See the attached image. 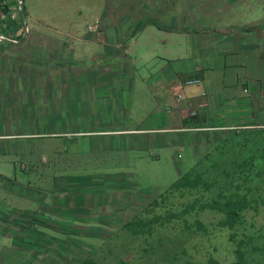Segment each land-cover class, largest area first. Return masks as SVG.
I'll return each instance as SVG.
<instances>
[{
	"label": "crops",
	"instance_id": "crops-1",
	"mask_svg": "<svg viewBox=\"0 0 264 264\" xmlns=\"http://www.w3.org/2000/svg\"><path fill=\"white\" fill-rule=\"evenodd\" d=\"M2 2H8L10 20L6 33L9 36L0 35V141L5 144L16 137L36 134L44 135L43 141L46 137L53 139L60 151H68L62 155L69 162L59 166L58 173L74 167L77 171L94 173L122 170L132 176L131 169H123L129 168V160L135 156H149L160 146L155 133L183 129L189 121L185 120V115L190 113V108L199 126L194 125V129L233 124L232 117L238 115H231L235 108L242 111L243 121L239 123L249 119L264 124V0H110L111 7L106 9L105 3L104 11L100 10L102 14L93 13L82 21L79 19L81 25L63 31L67 39L36 34L35 28L40 27L41 19L29 13L25 16L21 0ZM112 8L117 9L110 11ZM27 19L33 28L28 29ZM94 20L98 27L88 28ZM149 25L163 38L157 43L162 51L149 52L147 57L167 60L175 68L173 72L177 71L174 74L179 76L182 85L173 101L164 98L163 104L158 106L159 102L154 95L150 97V90L145 87L146 79L138 77V84L147 90L152 100V108H158L154 116L162 114L165 121L160 122L157 117L156 124L126 126L119 117L113 122L98 121L88 125L84 119L88 113L92 116L86 108L92 99L98 98L95 107L99 115L101 112L103 116L114 118L111 112L117 109L119 100L107 93L111 87L109 80L129 68L125 55ZM25 28V36L11 38ZM175 40L179 44L173 48ZM93 43L103 45V53L96 54ZM84 45L87 52L91 50L92 64L88 66L77 65ZM173 51L177 53L170 54ZM94 57L102 61L95 65ZM117 59L124 60L121 67ZM248 60H252V68L255 65L259 73L248 67ZM129 70L137 73L134 65ZM78 75L87 78L86 84L83 83L86 86L81 85ZM189 79L195 80L194 83H186ZM90 88L107 96L103 105H99L103 95L93 96ZM69 90L75 94L70 95ZM85 136H88L87 142ZM64 142L68 146L63 145ZM163 145L166 146L164 142ZM105 154H112L115 159L104 160ZM88 155H91L89 161ZM104 183L103 193L111 194L114 199L116 193L118 198L121 196L109 181ZM101 207L103 212L104 204ZM51 212L57 215V211ZM84 217L91 219L92 215Z\"/></svg>",
	"mask_w": 264,
	"mask_h": 264
},
{
	"label": "trees",
	"instance_id": "trees-1",
	"mask_svg": "<svg viewBox=\"0 0 264 264\" xmlns=\"http://www.w3.org/2000/svg\"><path fill=\"white\" fill-rule=\"evenodd\" d=\"M7 5L8 2L0 0V9L5 13L3 24H0L2 36L9 31ZM194 114L188 112L185 115V120L189 121L184 123L183 129L155 133L158 134L156 143L160 147H170L175 157L173 166L176 175L161 192L139 188L134 183L135 179L122 170L94 173L77 171L71 167L66 172L58 173V166L45 152L47 141H43L42 134L26 136L25 138L30 139L26 147L23 144L12 145L11 148L15 150L7 153L12 154L10 161L19 172L16 174V170H11L9 176L0 173V187L27 197L32 206L16 208L0 198V219L8 221V227L3 228L11 230V236L7 237L10 240H82L81 236L75 235L89 232L87 235L95 236L98 231L104 232L105 238L100 240H112L116 237H121V240L159 239L160 228L171 218H179L182 222L185 218L187 223L186 218L194 207L218 213L220 218L216 225L220 228L226 226L233 240H254L261 237L262 233L251 230L249 225H253L250 216L257 213L258 207L264 204V124L245 119L243 123L220 124L226 125L224 127L194 129L192 127L197 126ZM64 139L67 141L70 138ZM63 145L68 146L66 142ZM67 152L66 149H61V154ZM41 153L44 155L42 159ZM39 164H43L45 169L41 171L44 176L39 179L43 178L45 182L33 185L27 177L36 171L33 167ZM20 176L21 180L18 179ZM105 181L119 190V198L117 193L114 195L115 199L111 194L103 193ZM142 194H148L149 198L141 197ZM171 196L183 199L179 202V211L188 212L186 215H172L169 208H164L162 213L157 211ZM111 200L115 202L109 203ZM101 204H104L103 212ZM51 210L57 211V215ZM60 211L63 213L60 214ZM84 214H91V219L84 217ZM76 224L81 225L78 230L74 226ZM197 224L200 231H204L203 224L199 221ZM82 225L89 229L79 233ZM102 225L109 226L110 229L102 231ZM41 226L54 229L52 232L56 234L51 236ZM238 228L240 234H236ZM108 242L110 241H100L101 244ZM121 242L124 247L121 246L119 252L107 246L103 250L99 247L97 253L96 249L83 241H11L13 246L1 249L0 261L3 264H31L34 257L32 252L37 251V247H40L39 252H43L47 250L44 245L53 243L61 246L63 252H74L75 258L61 255V264H130L128 257H123L121 253L127 251L131 241ZM141 243L143 249L149 244L148 241ZM234 243L235 260L229 264H264V241ZM27 248L32 250L29 256H25ZM77 251L81 255H75ZM206 264L218 263L208 256Z\"/></svg>",
	"mask_w": 264,
	"mask_h": 264
},
{
	"label": "rangeland",
	"instance_id": "rangeland-1",
	"mask_svg": "<svg viewBox=\"0 0 264 264\" xmlns=\"http://www.w3.org/2000/svg\"><path fill=\"white\" fill-rule=\"evenodd\" d=\"M23 2L22 11L25 12V16L28 13L33 16L37 15L40 20V27L35 28L36 34H43L52 37H57L59 39H67L65 34H62L63 31H67L70 29H75L77 24H79L83 18L87 16H91L93 13L102 14L104 11L103 8L106 5V9L111 7L112 3L110 0H21ZM18 5V3H17ZM21 7V2H20ZM19 9V8H17ZM102 9V10H101ZM117 9V8H116ZM115 8L110 9V11ZM1 10V9H0ZM100 10L102 11L100 13ZM79 11V12H78ZM2 12V10H1ZM11 13V12H10ZM114 13H118L114 12ZM2 17H0V24L2 23V19L5 18V13L2 12ZM24 16V17H25ZM111 17H114L111 15ZM75 20H71V19ZM81 19V21L79 20ZM98 19V18H97ZM27 21V22H26ZM28 29L32 26L30 20H26ZM82 23V22H81ZM81 23L79 25H81ZM45 24V25H44ZM42 25H44L42 27ZM33 28V26H32ZM151 25L145 27L143 33L139 37V40L135 41L132 45V48L129 52L126 53V59L129 62V68L124 69L119 76L113 75L110 78L111 87L107 91L109 94H113L116 96V101L119 100V106L116 110L111 112L114 118H110L108 115L103 116L100 112V115L97 113V108L95 106L98 105V98L95 100H91L89 105L86 107L87 112L92 113V116L88 113V116L84 119V121L88 122V125H95L98 121H115V119L123 118L126 126H146L151 124H156L158 120L154 116V111L158 108H152V100L149 98L147 90L139 83L138 77L142 76L143 79H146V86L150 90V97L156 98L155 100L159 102L158 106H161L162 99L168 98V101H173V96L176 92L181 91L182 85L179 83V76L173 72L175 68L167 62V60H161L157 58H148L149 52H158L162 51L161 48L157 45L158 41L163 38L160 32L157 33V30L153 27L151 29ZM151 30V32H150ZM19 35L14 33V36L11 38H18L20 35L25 36L26 28L24 30L18 31ZM4 36V35H3ZM5 36H9L5 34ZM93 48L97 51L96 54L103 53V45L99 46V43H93ZM179 44V41L175 40L172 44L173 48ZM91 51V50H90ZM90 51H86V46L84 45L81 51L78 54L77 65H91L92 58H89ZM102 51V52H101ZM177 53V51L170 52V54ZM104 57L106 54H103ZM98 57V55H95ZM94 57L93 63L95 65L102 61L100 58L96 59ZM118 60V59H117ZM153 60V61H149ZM120 61V66L123 65V59ZM148 61V62H147ZM111 63L114 64V60H111ZM117 64V63H116ZM145 64V66H144ZM248 67L252 68V60H248ZM134 65V69L137 73L130 72V68ZM117 67V66H116ZM127 68V67H126ZM258 73L259 69L254 65L253 67ZM252 71H255L254 69ZM134 71V70H133ZM81 80L79 81L82 86H86V79L83 76H79ZM96 83H102L97 82ZM85 83V84H83ZM88 85V84H87ZM145 85V83H144ZM72 86V85H71ZM70 91V95L75 94L73 91ZM90 94L93 96L103 95L101 99H99V105L104 104V100L108 99L107 96L102 92L98 93L95 90H91ZM78 94V92H76ZM183 99V98H182ZM180 101H183V100ZM17 108V107H15ZM185 108H187L185 106ZM126 114L124 115V112ZM246 113V112H245ZM238 114L237 116L232 117L234 119L232 122H240L242 117V111L240 108H235L231 115ZM160 122H164V116L161 114L158 117ZM72 121H77V119H73ZM76 124V123H75ZM67 125V124H64ZM80 124H77V127ZM224 127V126H223ZM87 136H85L86 138ZM127 139H131L130 137H126ZM135 138V137H134ZM28 138H19L16 137L8 143L3 144L0 141V173L8 175L11 171L16 170V174L19 172L16 165L13 166V163L8 162L12 159V154L7 153L9 151L10 145L15 144H23L25 147L28 144ZM47 141V154L50 156L56 166H61L64 163H68L66 157L61 154L60 146L53 143V139H49L46 137ZM87 142V138H86ZM93 146L95 144L93 143ZM1 148H3L6 153H2ZM94 148V147H93ZM92 148V149H93ZM96 149V148H95ZM98 150V149H97ZM96 150V152H97ZM99 151V150H98ZM154 151V150H153ZM11 152V151H9ZM146 153V152H145ZM143 153V155H145ZM128 155V154H127ZM15 156V155H13ZM43 153L40 154V159L43 157ZM91 159V155L86 156ZM123 155L119 156V159H122ZM124 157H127L124 155ZM21 158V157H20ZM105 159H115L112 154H105L102 156ZM50 159V160H51ZM175 161L174 154L170 150V147H157L156 150L151 153L149 156H135L131 158L127 164L129 168L123 169H131L132 176H134L135 183L139 188H146L156 190L161 192L165 187H167L170 182L174 179L176 175V171L174 169L173 163ZM17 160L14 162L16 163ZM112 163V162H111ZM10 164V165H9ZM12 165V166H11ZM43 164L35 165L33 167L36 171L28 176L27 178L31 179L33 185L45 182V179H39V177H43L44 173L41 175V171H45L42 166ZM11 166V167H10ZM41 166V167H40ZM27 167V166H26ZM114 168V167H110ZM111 170V169H110ZM127 170V171H128ZM112 171V170H111ZM38 174V175H36ZM22 176L18 177L21 180ZM26 178V177H25ZM25 178L23 180H25ZM46 184V183H45ZM44 184V185H45ZM141 197L149 198L148 194H142ZM0 198L5 200L6 204L15 206L16 208H26L29 205L32 206L30 200L27 197H22L20 195L13 194L11 192L6 191L4 188L0 187ZM183 200L178 196H171L169 200H165L161 207L157 209L158 212L162 213L164 208H169L172 215H186V213H182L180 201ZM146 200H144L145 202ZM195 208V207H194ZM190 210L188 218H185L182 222L179 218H171L164 227L159 229V239L151 238V240H233L230 238V230L226 227H218L216 225V221L220 218L219 214L211 211V210H197V208ZM180 209V211H179ZM250 212V211H248ZM169 213V212H168ZM149 215V214H148ZM8 218V217H7ZM253 220V225L249 227L259 233H262L261 237L255 238L254 240H263L264 239V204H261L258 207L257 213L250 216ZM201 222L203 224L204 231H200L197 222ZM13 225L10 227L12 228ZM77 227L81 226L80 224L74 225ZM83 226V225H82ZM8 227V221L0 219V240H10L7 236H11L10 231L4 228ZM86 227V228H85ZM45 232L52 234L54 236V229H45L43 226L40 227ZM102 231H106V229H110L109 226L102 225ZM76 229V228H75ZM89 229L87 226H83L79 228V233ZM237 231V232H236ZM236 234H240V229H236ZM89 233V232H87ZM87 233H82V240H100L104 239V232H98L97 235H87ZM74 235V234H73ZM93 236V237H92ZM164 236V239H163ZM112 240H121V237H116ZM133 240H140L139 238ZM84 243L92 246L99 253L98 248H106L107 246L111 247L113 250H120L124 243L121 241H110L107 244H101L100 241H83ZM149 244L145 246L143 249L141 246L143 243L141 241H131L128 244L127 251H123L121 255L127 258L130 264H206L208 256L213 257L218 264H229L235 260V247L236 244L234 241H148ZM255 242H263V241H255ZM44 243V242H43ZM83 244V243H81ZM80 244L81 247H83ZM42 245V244H40ZM13 246L11 241H0V251L3 247ZM47 250L43 252L40 251V247H37V251L27 250L25 251V256H29L32 252L31 264H46V263H58L61 264L59 260L62 259L61 255L65 257H74V252L68 250L63 252L61 246H57L53 243L44 245ZM43 246V247H44ZM84 250V249H82ZM86 250V249H85ZM24 252V250H23ZM119 252V251H118ZM80 252H75V255H78ZM59 256V258L57 257ZM172 256L174 259H171ZM66 259V258H65ZM0 264H3V262Z\"/></svg>",
	"mask_w": 264,
	"mask_h": 264
},
{
	"label": "built area",
	"instance_id": "built-area-1",
	"mask_svg": "<svg viewBox=\"0 0 264 264\" xmlns=\"http://www.w3.org/2000/svg\"><path fill=\"white\" fill-rule=\"evenodd\" d=\"M98 27V24H97V20H94L93 22H90L88 24V28L90 29H95ZM195 80H192V79H189V80H186V83H194ZM176 99L178 100L179 99V95L176 96ZM190 113H193V110L192 108L189 109Z\"/></svg>",
	"mask_w": 264,
	"mask_h": 264
}]
</instances>
